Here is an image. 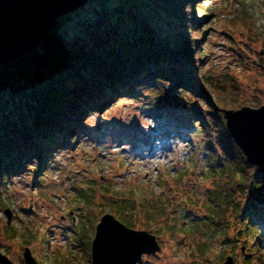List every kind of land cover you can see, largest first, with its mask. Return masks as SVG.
I'll use <instances>...</instances> for the list:
<instances>
[{
  "label": "rangeland",
  "instance_id": "rangeland-1",
  "mask_svg": "<svg viewBox=\"0 0 264 264\" xmlns=\"http://www.w3.org/2000/svg\"><path fill=\"white\" fill-rule=\"evenodd\" d=\"M155 1L87 0L58 17L62 34L71 38L78 19L105 8L148 14L144 4ZM204 5L213 15L192 44L201 48L207 83L187 64L178 77L189 91L138 84L133 97L86 107L68 145L55 146L43 162L34 154L0 177V264H28L26 247L37 264H91L95 227L108 212L156 236L160 248L137 264H223L227 255L234 264H264V246L257 250L256 235L243 230L237 207L225 202L226 178L207 168L204 134L173 133L155 117L167 110L187 122L189 111L222 98L235 101L215 104L220 110L264 104V0H199L198 16ZM163 25L162 37L188 31L175 21ZM255 191L263 198L252 195L254 206L263 207L264 188Z\"/></svg>",
  "mask_w": 264,
  "mask_h": 264
},
{
  "label": "trees",
  "instance_id": "trees-1",
  "mask_svg": "<svg viewBox=\"0 0 264 264\" xmlns=\"http://www.w3.org/2000/svg\"><path fill=\"white\" fill-rule=\"evenodd\" d=\"M198 1L156 0L144 4L148 14L134 7L120 10L111 6L91 20L78 19L71 38L62 34L63 22L57 18L36 49L0 64V177L34 154L43 162L55 146L68 145L86 107L99 110L116 95L133 97L138 84H150L160 93L189 91L190 85L179 87L178 77L187 64L197 67L199 81L207 83L200 70L201 48L192 42L201 36V25L213 12L204 5L198 16ZM156 14L162 20H157ZM171 21L187 28V33L162 37L160 26ZM208 84L219 94V89ZM234 101L222 98L215 104L231 106ZM215 104L189 111L187 122L167 110L155 117L173 133L204 134L207 168L226 178L225 202L235 204L243 230L256 235L258 240H252L260 251L264 246V206H254L252 195L263 198L255 189L264 188V173L248 162Z\"/></svg>",
  "mask_w": 264,
  "mask_h": 264
},
{
  "label": "water",
  "instance_id": "water-1",
  "mask_svg": "<svg viewBox=\"0 0 264 264\" xmlns=\"http://www.w3.org/2000/svg\"><path fill=\"white\" fill-rule=\"evenodd\" d=\"M87 0H0V64L10 63L36 49L49 35L55 20ZM230 136L248 162L264 173V104L258 107L222 108ZM8 218L10 213L6 210ZM160 248L156 236L127 226L105 213L95 227L91 264H137L143 253ZM28 264H37L28 247ZM223 264H234L227 255Z\"/></svg>",
  "mask_w": 264,
  "mask_h": 264
},
{
  "label": "bare ground",
  "instance_id": "bare-ground-1",
  "mask_svg": "<svg viewBox=\"0 0 264 264\" xmlns=\"http://www.w3.org/2000/svg\"><path fill=\"white\" fill-rule=\"evenodd\" d=\"M62 16V15H61Z\"/></svg>",
  "mask_w": 264,
  "mask_h": 264
}]
</instances>
